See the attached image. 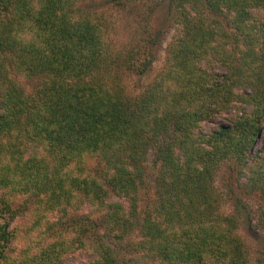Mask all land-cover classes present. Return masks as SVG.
Instances as JSON below:
<instances>
[{
    "label": "trees",
    "instance_id": "1",
    "mask_svg": "<svg viewBox=\"0 0 264 264\" xmlns=\"http://www.w3.org/2000/svg\"><path fill=\"white\" fill-rule=\"evenodd\" d=\"M92 1L0 0V264H250L264 0H169L165 62L135 94L124 72L148 71L158 37L114 48Z\"/></svg>",
    "mask_w": 264,
    "mask_h": 264
},
{
    "label": "rangeland",
    "instance_id": "2",
    "mask_svg": "<svg viewBox=\"0 0 264 264\" xmlns=\"http://www.w3.org/2000/svg\"><path fill=\"white\" fill-rule=\"evenodd\" d=\"M89 4L103 12L111 23L110 36L116 49L123 50L132 43L143 42L152 34L158 37L153 47L154 59L148 71L142 76L124 72L127 90L132 94L142 91L162 68L167 46L175 34L177 24L171 18L169 0L125 1L121 5H114L111 0H94ZM227 116L223 114L204 123V130L208 132L220 124L229 123ZM257 149L264 150V132L258 140ZM229 172L227 164H223L216 175V186L221 192L227 190ZM151 173L152 176L154 170ZM239 232L247 244L250 264H261L264 260V233L251 232L245 224H241ZM91 260L89 254L76 252L68 256L64 264H90Z\"/></svg>",
    "mask_w": 264,
    "mask_h": 264
}]
</instances>
